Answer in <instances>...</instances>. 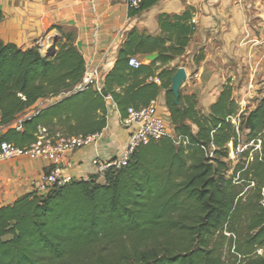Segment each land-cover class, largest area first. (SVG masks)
Masks as SVG:
<instances>
[{
    "label": "trees",
    "instance_id": "trees-1",
    "mask_svg": "<svg viewBox=\"0 0 264 264\" xmlns=\"http://www.w3.org/2000/svg\"><path fill=\"white\" fill-rule=\"evenodd\" d=\"M158 1L140 0L131 13ZM192 19L190 11L160 17V36L129 33L102 94L77 88L85 61L71 35L56 39L52 55L38 45L23 50L0 40V125L8 127L0 147L30 146L42 130L102 132L106 98L124 104L116 89L132 75L128 61L135 55L157 54L134 70L160 86L145 84L136 94L151 90L156 97L165 90L175 133L139 147L103 182L91 176L0 205V264H264L257 253L264 249V96L243 111L228 83L206 115L195 95L180 93L175 104L170 88L179 68L157 73L185 54L195 33ZM41 99L52 102L27 117L21 131L13 128Z\"/></svg>",
    "mask_w": 264,
    "mask_h": 264
},
{
    "label": "crops",
    "instance_id": "crops-1",
    "mask_svg": "<svg viewBox=\"0 0 264 264\" xmlns=\"http://www.w3.org/2000/svg\"><path fill=\"white\" fill-rule=\"evenodd\" d=\"M204 2L205 0H159L151 9L132 15L128 5L117 0H0V40L5 44L14 43L26 50L42 40L44 47L47 44L52 45L62 34H69L84 58L85 69L97 70L99 80L104 83L118 60L129 33L136 30L145 35L160 36V17L180 16L189 10L196 17V24L195 33L185 54L159 69L157 73L164 69L173 70L177 68V64L181 67L186 61L193 66L195 75L187 78L180 93L184 96L195 95L198 108L207 115L226 82L223 76L217 79V71L211 60L215 56L226 57L231 61L232 56L229 53V34L224 33L216 22L220 13L206 7ZM223 39L228 46V53H225L227 47L223 52L221 47L218 48ZM201 50L205 59L198 65L194 58ZM132 57H136L145 66L152 62L148 59L149 56ZM184 68L188 76L190 69ZM131 73L124 86L116 89L121 95L119 100L124 104L119 106L111 97L106 98L107 124L102 131L101 140L64 156L63 172L72 176L75 181L96 176V169L92 164L94 159L106 161L124 154L137 129L136 125L123 124L127 117V104L131 107L147 106L154 101L156 115L166 121L169 135L175 137L166 106L165 90H160L156 97L151 90L136 94L145 84L155 83L160 86V81L156 77L146 79L145 75L135 76L134 69H131ZM82 85L83 80L77 88ZM51 102V99H41L21 117H29L49 106ZM56 129L59 130L58 127ZM7 130L8 127L0 125V136ZM51 170L52 164L39 158L20 156L0 161V205L12 204L19 198L36 192L35 186L40 177ZM99 180L104 181L102 178ZM46 193L48 191L42 194Z\"/></svg>",
    "mask_w": 264,
    "mask_h": 264
},
{
    "label": "built area",
    "instance_id": "built-area-1",
    "mask_svg": "<svg viewBox=\"0 0 264 264\" xmlns=\"http://www.w3.org/2000/svg\"><path fill=\"white\" fill-rule=\"evenodd\" d=\"M117 1L127 4L129 9H136L140 4V0ZM192 23L196 24V18L192 19ZM37 45L41 48L42 52L45 49V53L51 46L50 44H47L44 47L43 40L38 42ZM261 46L264 52V35ZM128 65L131 68L139 69L142 64L136 57H130ZM98 76L99 74L97 70L85 69L84 77L82 79L83 85L79 88V90L91 87L96 92L102 94L103 83L99 80ZM26 118L27 117H20L17 119L13 128L17 131H21L22 122ZM123 124L126 126L136 125L137 129L131 136L128 148L122 156L106 161H103L100 158H96L92 161V164L96 169V176L99 178H104L110 171H118L126 167L130 162L133 153L139 147L148 144L152 140H159L163 137L170 136L166 121L156 115V103L154 101L139 109L129 107L127 109V117L123 120ZM101 138L102 132L87 135L52 136L46 133V130H42L37 136L35 142L24 148H18L8 143H2L0 147V161L20 156H27L50 162L52 164V170L43 174L35 186L36 192L43 193L74 182L75 180L72 176L63 172L62 165L64 156L77 150L90 147L98 143ZM89 178L81 180L87 181ZM257 253L264 258V249L258 250Z\"/></svg>",
    "mask_w": 264,
    "mask_h": 264
},
{
    "label": "rangeland",
    "instance_id": "rangeland-1",
    "mask_svg": "<svg viewBox=\"0 0 264 264\" xmlns=\"http://www.w3.org/2000/svg\"><path fill=\"white\" fill-rule=\"evenodd\" d=\"M204 4L220 13L216 19L217 25L222 27L224 33L228 32L227 38L231 42V61L226 57L215 56L211 60L217 71V79L223 76L225 84L232 86L233 97L241 110L250 112L264 96V52L261 46L264 35V0H205ZM224 43L223 39L218 48L221 47L223 52L227 47L225 53H228V46ZM204 59L201 50L194 58L195 64L199 60L197 64L200 65ZM181 67L190 69L188 78L194 77L196 70L187 61ZM230 159L234 162L233 152Z\"/></svg>",
    "mask_w": 264,
    "mask_h": 264
},
{
    "label": "water",
    "instance_id": "water-1",
    "mask_svg": "<svg viewBox=\"0 0 264 264\" xmlns=\"http://www.w3.org/2000/svg\"><path fill=\"white\" fill-rule=\"evenodd\" d=\"M55 43L56 42L54 41L52 45L50 46V48L47 50L46 52L47 55L53 54ZM157 57H158L157 54H154V55L149 56L148 59L151 61H154L157 59ZM187 78H188L187 72L184 67L179 68L177 72L175 73V75L172 77L170 91L174 95L175 104H179L180 92H181L183 85L187 81Z\"/></svg>",
    "mask_w": 264,
    "mask_h": 264
}]
</instances>
